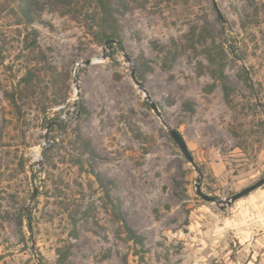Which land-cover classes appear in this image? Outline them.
Instances as JSON below:
<instances>
[{
	"label": "rangeland",
	"instance_id": "rangeland-1",
	"mask_svg": "<svg viewBox=\"0 0 264 264\" xmlns=\"http://www.w3.org/2000/svg\"><path fill=\"white\" fill-rule=\"evenodd\" d=\"M53 1L35 0L28 23L18 0H0V264H57L58 251L64 264H264V185L224 207L195 193L199 178L223 200L264 174V0H214L222 20L212 0H125L113 56ZM212 41L227 51V101L207 71ZM41 54L51 68L18 112L3 92Z\"/></svg>",
	"mask_w": 264,
	"mask_h": 264
},
{
	"label": "trees",
	"instance_id": "trees-1",
	"mask_svg": "<svg viewBox=\"0 0 264 264\" xmlns=\"http://www.w3.org/2000/svg\"><path fill=\"white\" fill-rule=\"evenodd\" d=\"M18 1L22 17L25 22L30 23L32 21L31 11L36 3L35 0ZM53 5L55 8H59L60 13L63 15L85 17L87 19L86 28L88 34L92 37L95 43L111 48L113 56L115 51L114 45L120 44L121 42L117 16L123 14L126 10L127 3L125 0H54ZM90 8L93 9L92 13H89ZM30 35L31 34L25 35L22 42L24 48L29 51H34L37 48V45L34 36L29 39ZM203 53L209 65V68L207 69L208 74L214 82L220 84L223 90L224 99L227 101L232 90L224 75V57L226 56L227 51H225L220 45H215L214 41H212V46L204 49ZM37 60L44 65L28 69L11 91L3 92V97L11 103L18 112L20 111L21 102L35 94L37 84L41 82L40 71L51 68L42 54L37 57ZM242 73L246 84L249 85L246 71L242 69ZM134 76L136 80L141 83V75L134 72ZM213 87L214 85L209 86L210 89ZM84 144L85 143L83 142L81 143L82 146L86 145ZM94 176L98 183L105 188V194L108 197V190L106 189L107 183L101 182L98 175L95 174ZM108 202L110 204L111 218L114 222L121 225L126 239L135 245H142V239L126 225L121 215L119 204L113 203L110 199H108ZM58 252L57 264H64L67 259V253L64 251Z\"/></svg>",
	"mask_w": 264,
	"mask_h": 264
},
{
	"label": "water",
	"instance_id": "water-1",
	"mask_svg": "<svg viewBox=\"0 0 264 264\" xmlns=\"http://www.w3.org/2000/svg\"><path fill=\"white\" fill-rule=\"evenodd\" d=\"M213 3V7L217 13V15L219 16V18L222 20V15L215 3L214 0H212ZM123 56H124V60L127 64H129L131 66L130 69V78L133 81V83L138 87V89L142 92V94L146 97V102L148 103V105L150 106L151 110L154 112V114L156 115V117L160 120V122H162V117L161 114L158 110V107L156 105V103L152 102L150 97L148 96L144 86L142 85V83L138 82L134 76V68L132 66L131 63V59L130 57L122 50ZM95 60L99 61L100 58L99 57H94ZM92 63V58H87L85 60H82L80 62L76 63V67L82 66V65H90ZM77 86V85H76ZM76 94H78V90L76 88ZM263 121H264V114H263ZM163 123V122H162ZM164 125V124H163ZM167 133L169 134V136L171 137V139L174 141V143L176 144V146L179 148L180 152L182 153L183 157L185 158V160L194 168V170L200 174V170L197 166V164L195 163L190 151L187 148V145L184 141V139L182 138V136L180 135V133L173 129L170 128L166 125H164ZM45 141H47V137H45ZM262 185H264V174L263 176L256 181L254 184L245 187L243 189H241L240 191L234 193L233 195L229 196L226 199L223 200H218L215 197L208 195L206 193H204L201 190V185H200V179H196L195 180V193L198 197H200L202 200L206 201V202H212V203H216V204H220V207H224V206H228L231 203H233L234 201L248 195L249 193H251L252 191L256 190L257 188L261 187Z\"/></svg>",
	"mask_w": 264,
	"mask_h": 264
},
{
	"label": "bare ground",
	"instance_id": "bare-ground-1",
	"mask_svg": "<svg viewBox=\"0 0 264 264\" xmlns=\"http://www.w3.org/2000/svg\"><path fill=\"white\" fill-rule=\"evenodd\" d=\"M98 62L97 60H95V58H92V63H96ZM91 63V64H92ZM76 92V91H75ZM40 151V150H39ZM35 161H40V156L38 155V153L35 154Z\"/></svg>",
	"mask_w": 264,
	"mask_h": 264
}]
</instances>
